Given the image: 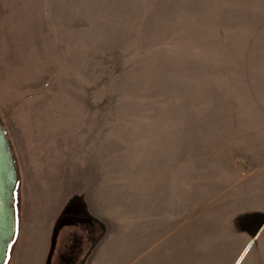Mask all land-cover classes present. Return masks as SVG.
<instances>
[{"label":"rangeland","instance_id":"1","mask_svg":"<svg viewBox=\"0 0 264 264\" xmlns=\"http://www.w3.org/2000/svg\"><path fill=\"white\" fill-rule=\"evenodd\" d=\"M0 120L91 264H264V0H0Z\"/></svg>","mask_w":264,"mask_h":264},{"label":"crops","instance_id":"2","mask_svg":"<svg viewBox=\"0 0 264 264\" xmlns=\"http://www.w3.org/2000/svg\"><path fill=\"white\" fill-rule=\"evenodd\" d=\"M87 198L89 199V196ZM63 202L64 200L61 201L54 210L51 208L43 209L44 212L40 215L37 210H31L27 204L25 205L26 201L24 202L23 207L17 210L19 234L18 237L15 236V242L10 250V259L8 255L7 264L47 263V258L52 245L53 232L59 221L60 214L66 204ZM84 203L87 204L86 209L79 206L74 210L75 213L68 214L69 217L66 219V221L69 220L68 223L72 220L82 218L89 219V203L87 201L85 202V200ZM91 216L103 225L100 215L94 214ZM92 235L94 237V243L87 251V254L80 264H91V257L93 254L96 252L98 255L106 248V244H104L106 238L105 231L97 236H94V234ZM114 239L121 241L125 240V237L118 235L117 238L115 237Z\"/></svg>","mask_w":264,"mask_h":264},{"label":"water","instance_id":"3","mask_svg":"<svg viewBox=\"0 0 264 264\" xmlns=\"http://www.w3.org/2000/svg\"><path fill=\"white\" fill-rule=\"evenodd\" d=\"M19 174L12 146L0 120V264H5L9 249L5 248V237L11 235L8 243L12 245L15 235L10 234L9 224L17 216L16 188ZM68 224L61 220L58 227Z\"/></svg>","mask_w":264,"mask_h":264},{"label":"trees","instance_id":"4","mask_svg":"<svg viewBox=\"0 0 264 264\" xmlns=\"http://www.w3.org/2000/svg\"><path fill=\"white\" fill-rule=\"evenodd\" d=\"M66 219L62 218L58 223ZM58 223L46 264H80L94 243L93 221L82 218L60 227Z\"/></svg>","mask_w":264,"mask_h":264},{"label":"snow or ice","instance_id":"5","mask_svg":"<svg viewBox=\"0 0 264 264\" xmlns=\"http://www.w3.org/2000/svg\"><path fill=\"white\" fill-rule=\"evenodd\" d=\"M9 230H10V234H14L15 236L18 237L19 234V221H18V216L14 217L12 222L9 224ZM11 238V235L8 237H5V248L6 249H11V244L8 243V239ZM15 241H13L14 243ZM9 255V259H10V251L7 253ZM5 264H7V261L5 262Z\"/></svg>","mask_w":264,"mask_h":264}]
</instances>
